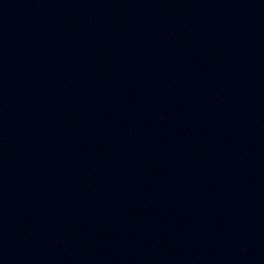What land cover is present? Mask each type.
I'll return each mask as SVG.
<instances>
[{"label":"water","instance_id":"obj_1","mask_svg":"<svg viewBox=\"0 0 264 264\" xmlns=\"http://www.w3.org/2000/svg\"><path fill=\"white\" fill-rule=\"evenodd\" d=\"M0 264H264V0H0Z\"/></svg>","mask_w":264,"mask_h":264}]
</instances>
